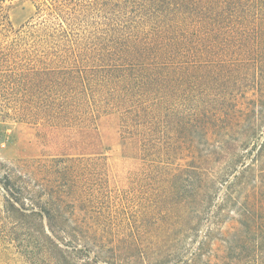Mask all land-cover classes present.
<instances>
[{"label": "trees", "instance_id": "1", "mask_svg": "<svg viewBox=\"0 0 264 264\" xmlns=\"http://www.w3.org/2000/svg\"><path fill=\"white\" fill-rule=\"evenodd\" d=\"M36 13L14 28L0 12V112L50 128L117 114L140 143V214L161 231H118L129 219L99 215L129 201L105 192L107 159L63 154L0 162V243L31 264H264V0Z\"/></svg>", "mask_w": 264, "mask_h": 264}, {"label": "rangeland", "instance_id": "2", "mask_svg": "<svg viewBox=\"0 0 264 264\" xmlns=\"http://www.w3.org/2000/svg\"><path fill=\"white\" fill-rule=\"evenodd\" d=\"M44 1L0 0V12L6 15L4 20L6 24L19 28L31 20L34 21L36 12ZM119 122L117 114H107L88 127L50 128L22 122L0 112V162L10 164L19 159L48 158L63 154L105 157L109 164L110 178V190L107 189L105 192H110L113 196H125L129 201L123 206L115 204L112 208L109 206L102 209L99 215L106 218L112 216L129 219L132 227L125 229L121 227L118 231H136V229L148 233L161 231L147 222L149 219L147 215L143 217L140 214L141 207L138 206L139 200L136 199L139 189L128 182V171L141 162L140 143L138 138L122 134ZM216 185L218 198H215V201H220L226 190L219 182H216ZM147 202L149 204L148 200ZM143 205H146L145 202L142 203ZM2 208L3 196L0 190V210ZM160 214H163L162 211ZM160 214L156 215V219L169 221L166 216L162 217ZM205 224L207 223L201 224L197 240L201 238ZM16 249L0 243V264H31L22 251L16 252Z\"/></svg>", "mask_w": 264, "mask_h": 264}]
</instances>
